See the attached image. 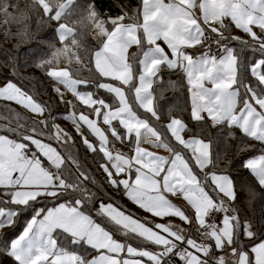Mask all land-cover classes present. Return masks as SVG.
<instances>
[{
  "label": "snow or ice",
  "instance_id": "1",
  "mask_svg": "<svg viewBox=\"0 0 264 264\" xmlns=\"http://www.w3.org/2000/svg\"><path fill=\"white\" fill-rule=\"evenodd\" d=\"M0 17L6 39L13 25L30 38L33 18L37 31L53 29L34 66L54 82L70 110L61 118L74 126L56 123L52 97L0 80V101L34 114L3 105L0 264H264V0H138L116 16L95 0H0ZM6 67L17 75L15 62ZM163 69L180 76L169 86L186 81L193 129L159 106L153 85ZM209 127L237 140L238 151L259 152L241 163L253 178L248 207L217 167Z\"/></svg>",
  "mask_w": 264,
  "mask_h": 264
},
{
  "label": "trees",
  "instance_id": "2",
  "mask_svg": "<svg viewBox=\"0 0 264 264\" xmlns=\"http://www.w3.org/2000/svg\"><path fill=\"white\" fill-rule=\"evenodd\" d=\"M20 2L23 4L25 0H20ZM95 3L101 13L116 16L120 13L122 7L126 11L136 8L138 0H95ZM29 30L32 32L30 38H18L16 36L18 27L13 25L11 28L12 35L6 39L3 28V17H0V80H3L4 77L7 76L11 78L13 82L24 86L26 90L38 94L40 99L48 100L49 97H52L54 101L52 115L57 116L56 121L61 122L67 129H73L67 119L61 118L67 113L68 108L65 104L59 103L56 93L53 92L54 82L46 78L45 73L41 69L34 66L38 57H34L32 53L39 52L40 55H43V53L48 52L45 42L53 38V29L51 27H43L37 31L35 18H33V21L29 24ZM83 39L88 46L95 45V40L91 32L86 33ZM40 50H42V52ZM9 53H11L14 58L13 61H9ZM12 62H15L17 66L16 76H12V69L6 67L7 64ZM81 75L87 77L89 73L85 70ZM161 75L162 79L153 85L154 96L158 97L157 102L159 106H161L165 113L170 109L174 111L178 117L183 118L185 122L188 123L190 129H193L194 125L189 119L190 102L187 96L186 81L183 82L184 86L178 85L173 88L169 86V81L178 82L180 80L179 74L163 69ZM4 104H9L17 112L22 113L28 118H32L24 109L15 105L13 102L0 101V126H2L4 122L2 118L10 115L4 112ZM216 131L217 129L211 127L208 129L211 138L214 140L212 146L213 154L214 156L219 155L220 157L217 167L223 169L226 174L233 178L240 206L248 207L249 194L247 187L253 182V178L248 170L241 166V163L250 155L258 154L259 152L253 153L251 149L248 151H238L237 140L232 138L225 139L223 137L217 139ZM249 143H256L258 146V142L249 141ZM78 155L84 158L85 154L83 148L78 149ZM83 162H85V166L88 168L89 172L95 176L98 184L102 183L104 181V175L97 169L96 165L92 163L91 154H88L86 161ZM105 190L108 191L109 195L116 203L123 204L129 211L133 212L141 219H144L140 210H137V206L133 205L130 201L125 203L126 197H123L120 193L114 192L111 189L106 188ZM252 207L257 214H259V197H257V200L252 201Z\"/></svg>",
  "mask_w": 264,
  "mask_h": 264
},
{
  "label": "rangeland",
  "instance_id": "3",
  "mask_svg": "<svg viewBox=\"0 0 264 264\" xmlns=\"http://www.w3.org/2000/svg\"><path fill=\"white\" fill-rule=\"evenodd\" d=\"M91 34H92V36H93V33L91 32ZM233 34H235V35H243V33L242 32H240L239 30H236V29H233ZM244 55L246 56V57H251L252 56V53L251 52H245L244 53ZM60 67H63L64 66V64H63V62L59 65ZM70 99H72V97H71V93H69V92H65L64 93V100H70ZM190 102V101H189ZM190 107V106H189ZM25 110V109H24ZM68 111H70L69 109L67 110V112ZM25 112L27 113V114H29L31 117H33L34 116V114H32V113H30V112H28L27 110H25ZM69 121V120H68ZM56 123H58V124H60L63 128H65L66 130H67V128L61 123V122H58V121H56ZM114 123H116V122H114ZM69 124L72 126V127H74L73 125H72V123L69 121ZM110 139H111V137H110ZM144 147H146V148H148L150 151H157L156 149H153V148H151L149 145H143ZM110 147H111V145H110ZM116 147L117 148H119V150L120 151H123V152H125V153H129L130 152V150L127 148V147H125L123 144H121L119 141H117L116 142ZM160 151V154H164L163 153V150H159ZM259 154V153H258ZM173 200H174V202H176V203H178V204H186V202H184L183 201V199H182V197H180L179 199H177V198H173ZM140 212H141V214H142V217L144 218V219H141L142 221H144V220H151L152 219V217H151V214H147V213H144L143 212V210H140ZM157 221H159L160 220V218H155ZM174 220H175V222H177V223H180L179 222V220H178V218H173Z\"/></svg>",
  "mask_w": 264,
  "mask_h": 264
},
{
  "label": "crops",
  "instance_id": "4",
  "mask_svg": "<svg viewBox=\"0 0 264 264\" xmlns=\"http://www.w3.org/2000/svg\"><path fill=\"white\" fill-rule=\"evenodd\" d=\"M83 107V106H82Z\"/></svg>",
  "mask_w": 264,
  "mask_h": 264
}]
</instances>
